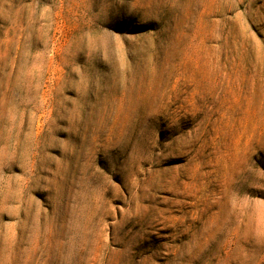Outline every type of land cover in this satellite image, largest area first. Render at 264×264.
I'll return each mask as SVG.
<instances>
[{
    "label": "rangeland",
    "instance_id": "obj_1",
    "mask_svg": "<svg viewBox=\"0 0 264 264\" xmlns=\"http://www.w3.org/2000/svg\"><path fill=\"white\" fill-rule=\"evenodd\" d=\"M0 264H264V0H0Z\"/></svg>",
    "mask_w": 264,
    "mask_h": 264
}]
</instances>
